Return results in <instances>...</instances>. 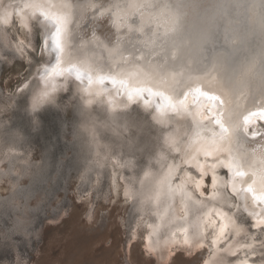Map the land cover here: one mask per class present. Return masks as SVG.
Here are the masks:
<instances>
[{
  "label": "bare ground",
  "instance_id": "1",
  "mask_svg": "<svg viewBox=\"0 0 264 264\" xmlns=\"http://www.w3.org/2000/svg\"><path fill=\"white\" fill-rule=\"evenodd\" d=\"M25 3L44 4L47 7L43 10L52 15L70 16L72 23L68 26L63 59L70 60L71 65L82 71L91 69L94 79L101 74V69L102 74L109 71L113 74L128 73L133 78V86L153 87L171 96L188 91L189 86L201 87L224 100L220 109L224 120L230 108L247 114L264 107V0H0V14L4 11L10 13V23L0 24V28L15 32L17 38L12 50L24 56L23 74L26 77L21 91L29 82L39 80L43 73L37 70L45 64L42 60L33 66L31 54L26 48L31 45L24 35L33 26L35 17H25L22 25L21 7ZM64 4L71 5L67 13L61 8ZM100 5H103L100 11L94 12V8ZM109 13L111 17L104 18ZM121 19L132 31L121 30ZM41 24L43 26L42 18ZM47 27L50 28V25ZM71 65L65 62L62 66L66 69ZM54 79L60 85L58 92L69 85L70 98H79L74 107L77 130L72 132L70 140L76 145L73 161L81 165L77 181L80 184L90 182L89 193L94 185L91 183L98 184L97 181L106 172L111 199L119 195L120 186L124 195L128 193L124 197L126 201L135 196L138 202L133 209L140 214L138 226L142 228L147 248L165 245L168 251L187 248L183 245L184 230L187 229V235L193 241L191 248L204 252L203 264H241L245 260L248 264H261L257 257L264 245V234L258 229L250 231L243 215L236 217L240 225L239 233L230 228L227 240L212 243L219 229V218L215 215L206 217V214L213 208H219L224 201L217 203L212 199L210 180L201 189L202 196L195 191L198 171L183 163L182 152L177 155L164 148L165 140L183 149L189 140L196 139L197 126L191 116L171 112L157 116L155 111L144 108L142 104L137 106L142 113L138 116L131 111L133 103L127 100L123 90L117 94L111 85H88L87 76L76 81L74 73ZM40 87H43L42 82ZM88 87L93 92L110 95L86 96L82 89ZM85 99H92L95 106L85 105ZM109 100L113 103L110 104ZM28 107L30 110L31 105ZM19 123L13 126V131L20 127ZM201 123H204L205 129L213 127L206 122ZM149 125L154 132H148ZM215 131L218 132L219 128L216 127ZM26 136L6 137L3 134L2 137L0 134V181L11 184L9 193L0 196V208H26L24 201L41 185L49 170L50 145L41 162L32 166L31 170L29 165L32 163L27 161L24 172L18 173L17 178L10 176V171L17 168L18 155L13 151L27 143ZM203 138L210 139V134ZM153 144L159 145L154 154L147 148ZM231 146L241 170L247 173L242 178L246 181L243 187L255 180L254 187L258 188L264 177V122H258L244 138L234 137ZM7 150L10 152H2ZM140 155L144 158V166L137 161ZM169 166H174L171 173ZM25 175L26 181L19 182ZM218 176L217 199L231 197L230 190L224 188V182L230 177L223 170ZM181 180L186 181V192L192 194L191 199L188 195H181L178 188ZM237 187H241L240 180ZM248 199L251 205L250 196ZM227 203L231 205L239 201L229 198ZM148 210L155 212L154 217L150 213L153 219L146 220L147 213L143 215ZM224 210L228 211L227 208ZM233 212L235 209L229 215ZM18 220L16 218L12 222V228H16ZM209 220L216 223L215 229L205 227ZM197 232L204 233V238L195 239ZM252 248L256 251L253 252Z\"/></svg>",
  "mask_w": 264,
  "mask_h": 264
},
{
  "label": "rangeland",
  "instance_id": "2",
  "mask_svg": "<svg viewBox=\"0 0 264 264\" xmlns=\"http://www.w3.org/2000/svg\"><path fill=\"white\" fill-rule=\"evenodd\" d=\"M28 31L24 38L31 46L26 48L31 54L32 65L37 66L42 60L39 59L40 54H33L34 46L39 44L34 39L35 25ZM16 38L13 30L0 28V122L4 119L0 130L2 137L6 135L3 130L5 126L13 129L20 121V127L29 128V121L33 120L30 112H25L17 104L26 74H23L24 56L12 50ZM66 89H70V86ZM65 90L57 92V96ZM11 98L14 99L7 102ZM78 101V97H73L59 106L43 104L41 115L34 120H38L41 127L29 128L26 145L22 144L21 148L13 151L16 156H20H17V168L10 171V176L17 178L24 172V164L32 163L29 165L31 170L32 166L41 162L46 148L51 146L49 170L41 185L24 201L26 208H0V264H203L202 249L178 247L168 251L165 245L151 248L149 252V248L144 245L142 228L138 226L140 214L133 209L137 198L134 196L126 201L120 186L119 195L111 199L106 172L99 178L98 184L91 183L94 185L89 193L90 182L80 184L77 181L81 165L73 161L76 145L70 140L77 130L74 107ZM131 111L142 115L138 107L133 106ZM154 131L149 125L148 132ZM158 146L153 144L147 148L154 154ZM143 159L141 155L137 157V161H141L140 166L145 165ZM57 168L60 170L55 175ZM25 179L26 175L19 182H25ZM10 187L9 182L1 180L0 196L8 194ZM145 213L146 220L155 216L153 210L143 215ZM16 218L20 222L16 223V228H12ZM245 224L250 227L246 219Z\"/></svg>",
  "mask_w": 264,
  "mask_h": 264
},
{
  "label": "snow or ice",
  "instance_id": "3",
  "mask_svg": "<svg viewBox=\"0 0 264 264\" xmlns=\"http://www.w3.org/2000/svg\"><path fill=\"white\" fill-rule=\"evenodd\" d=\"M47 5L40 3H25L21 7V23L25 17L35 19L32 21L35 25L36 35L34 39L39 41L38 45L34 46L33 54L39 51L40 60H44L45 64L42 68L38 69V73L42 72L39 80L29 82L25 85L24 89L19 93V99L17 104L19 108H22L25 112H29L32 117H38L41 115L40 109L43 104L59 106L65 104L71 96V89H66L63 93L57 96L60 85L57 84L54 78L66 77L70 74H75V80L81 81L84 76H87V84L92 85L97 83L99 85H111L112 90L119 94L120 90L124 91L127 100L133 103L134 107L142 104L144 108H150L157 113V116H162L165 113H179L185 116H191L195 121L197 131L195 133L196 139L189 140L183 149L177 147L175 144H169L165 140L164 148H167L169 152H176L179 155L183 153V163L198 171V179L195 180L194 189L199 191L201 196L205 182H211L213 189L212 199L217 203L223 200L224 203L219 208H213L206 217L215 215L219 218V229L216 236L213 238L212 243L217 244L220 240L228 239V232L231 228L232 231L239 233L240 225L237 223L236 217L243 215L246 217V222L250 225L249 230L255 232L257 229L261 234H264V177L261 178L259 187H254L256 181L247 184V187H243L246 183L244 178L247 173L241 170V165L237 162L236 158L232 154V140L233 138L242 139L247 133L252 131L258 122H264V107H259L256 110L250 111L247 114H242L238 109H229L227 112V119H222L220 109L224 106V100L221 96L214 94L211 91H206L201 87L192 88L189 86L188 91H182L175 96L166 95L164 91L154 90L153 87H146L136 85L133 86V78L128 73L113 74L109 71L108 74H101L94 76L91 74L92 70L82 71L79 67L71 65V61H64L63 56L65 53L66 40L68 38V26L72 23V20L67 14L52 15L43 9ZM71 5L64 4L61 8L67 13ZM103 5L94 8V12H99ZM31 13V16L29 15ZM103 15V14H102ZM109 13L104 18H110ZM41 18L43 20V26L41 24ZM10 23V13L4 11L0 14V24L8 25ZM50 25V28L47 27ZM111 27V25H110ZM120 28L124 31H132L128 24H125L123 19L120 21ZM49 57L51 59H49ZM69 63L71 66L64 68L63 63ZM119 67V65H118ZM43 83V87H40V83ZM86 96H102L110 95V93L93 92L90 87L82 89ZM175 91V88L173 89ZM191 97V100H189ZM31 98V99H29ZM153 100L155 103H153ZM85 105H93L92 99H85ZM109 103H113L109 100ZM29 104L31 105L29 110ZM155 119V118H154ZM213 125L212 128L205 129L204 123ZM162 123V121H161ZM39 121H33L30 119L29 128H38ZM218 127L219 131H215ZM29 128L18 127L15 131L12 128H5L6 137L8 135H14L18 138H22L29 133ZM206 134H210V139L205 140L203 137ZM255 135V133H254ZM201 157L203 159H201ZM211 160V163L208 161ZM174 166H169V173H171ZM181 171L183 169H180ZM223 170L224 173L230 177V179L224 182L225 190H230L231 197H220L217 199L216 191L220 186L218 173ZM252 175H255L253 173ZM189 179L191 173H188ZM241 181V187H237V181ZM181 195H188L191 199V195L186 192V181L181 180V184L178 185ZM128 193H125L127 197ZM251 198V205L249 204L248 197ZM232 198L239 201V203L229 205L227 199ZM227 208L228 211L224 209ZM235 209L232 215L229 212ZM205 227H212L215 229L216 223L209 220ZM185 236L183 239V245L191 248L192 240L187 235V229L184 230ZM204 233L197 232L195 239H203ZM174 243H179L174 241ZM152 251L151 248L148 249ZM253 252L256 248L251 249ZM261 254L257 257L264 264V245L261 246ZM241 264H248V262L242 261Z\"/></svg>",
  "mask_w": 264,
  "mask_h": 264
}]
</instances>
